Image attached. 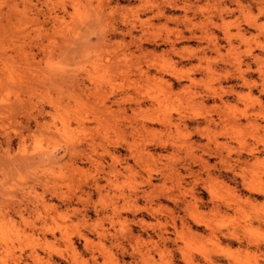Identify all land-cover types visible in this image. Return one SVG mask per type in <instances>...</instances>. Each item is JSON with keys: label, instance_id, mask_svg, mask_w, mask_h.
<instances>
[{"label": "rangeland", "instance_id": "1", "mask_svg": "<svg viewBox=\"0 0 264 264\" xmlns=\"http://www.w3.org/2000/svg\"><path fill=\"white\" fill-rule=\"evenodd\" d=\"M223 1L226 0L196 2L201 9L194 20L197 35L210 33L209 20L221 22L217 17L203 19L220 10ZM242 3L245 5L241 12L221 14L227 25L225 31L236 34V25L246 19H256L264 31V16L257 15L256 2ZM138 6V0H0V264H185L183 252L186 258H193L191 264H209L206 256L215 257L216 264H264L263 200L244 201L248 193L234 166L240 154L248 162L246 169L242 166L246 181L264 187V109L256 102L259 93H249L237 75L239 68H245L248 51L254 47L252 34L247 32L243 38L232 35V44L227 46L222 37L224 29L215 31L221 51L208 53L200 63L177 62L179 56L172 54L153 59L157 64L172 63L185 72L200 66L188 90L180 91L186 83L169 89L160 82L147 83L134 72L137 64L145 68L149 59L138 60L126 48L116 46L110 48L121 50L119 65L108 59L104 43L107 39L115 41L110 36L115 26L135 22L138 31L156 37L159 43L173 39L179 29L184 30L182 25L162 19L165 17L138 11ZM164 7L169 18L183 14L167 4ZM204 44L182 41L177 47L186 57ZM153 48L151 43L144 46L147 51ZM163 48L164 45L157 51ZM226 71L232 74L229 81L223 77ZM230 87L240 99L226 97L224 92ZM213 92L234 106L225 112L231 124L226 129H222L223 124L217 127L209 141L190 139L183 129L155 126L158 131L153 134L140 129L148 116H167L175 122L180 113L195 111L218 119L221 111L214 110L209 98ZM150 99L153 106L149 105ZM242 114L249 116V121ZM232 119L240 122L234 125ZM159 141L172 146L151 149L153 156H147L149 144ZM126 143L137 154L135 160L129 159V166L122 160L115 163L110 156L114 152L124 158ZM208 149L216 156H206ZM73 152H82L91 161L75 167L70 157ZM49 153L58 159L54 164L46 160ZM195 155L207 159L209 167L192 165L196 172L189 177L181 166L191 163ZM231 165L234 170L227 169ZM113 167L122 172L110 177L114 184L101 193L91 190L94 180L105 184L102 177H107ZM149 173L159 191H167L179 200H192L188 192L192 181L200 184L195 189L199 192L201 183L209 180L215 185L219 213L212 211L204 194V203L191 201L188 213L162 202L161 211L157 209L153 217H143L142 225L133 224L124 207L134 189L146 188L143 183ZM45 179L54 191L43 190ZM189 213L211 222L217 238L210 239L207 231L203 234L210 240H204V235L201 239L192 232L195 228L191 233H186V226L180 228L183 215L192 223ZM172 222L180 237L177 247L167 244V253L158 244L156 233L162 227L172 232ZM232 231L239 241L224 236ZM81 234L89 237L87 245ZM254 242L260 244L261 251L255 249Z\"/></svg>", "mask_w": 264, "mask_h": 264}, {"label": "bare ground", "instance_id": "2", "mask_svg": "<svg viewBox=\"0 0 264 264\" xmlns=\"http://www.w3.org/2000/svg\"><path fill=\"white\" fill-rule=\"evenodd\" d=\"M138 1H139V6L137 7L138 11H140L142 13L149 12L152 14L153 17H165L162 19H165L166 21L174 22V23L178 24V26L182 25L184 27V30L179 29L176 32L173 39L166 38V39H163L161 43H159L155 40L156 37L155 38L147 37V35H145L143 32L138 31L137 24L135 22L123 23L122 26H119V25L115 26L112 29V31L110 30L111 31L110 36H111V38H114L115 41L113 43H111L112 41L109 42V39H107L108 42L105 41V43H104L105 46L108 48V50H106V51H108V54H107L109 57L108 59L114 61V63H116V64L118 63V65H119L120 56L122 53L121 50H122V48H126L130 53L129 55L130 56H136L135 58L138 60L139 59H149L145 63V68H142L141 66H139V64H137L135 66V70H134V72H137L138 76L140 78H142L145 82H147V83L148 82L149 83L150 82H154V83L160 82V83H163L164 86H166L169 89H172L174 85H182V83H186V84H183L182 88L180 89V91H185V90H188L190 88V85L194 81L192 76H194L198 72H200V66L199 65L193 66L190 70L188 69L185 72V71H181V70L177 69L175 67V65H173L172 63L168 62V64H157L153 61V59H155V58L159 59V57H165V56L172 54V55L177 56V57L179 56V59L177 60V62H181V60H188V62H191L192 60H197L200 63L203 59H205L207 57L208 53H210V52L219 53L221 51L222 45L219 42L218 37H217V33H215V31L224 29L222 37H223L225 43L227 44V46L232 44L231 43L232 35H234V36L236 35L240 38H243V36H245V34L248 32V33L252 34V41L254 40V42H253L254 47L248 51V56H247V59L245 61V68L243 70L241 68H239L237 75H238L239 81L241 82V86L247 87L249 93H253L254 91H257L259 93V97L257 98L256 102H257L260 109H264L263 108L264 107V99H263V97H264V31H263V27H262V25H260L258 23V21L256 19H246L244 21V23L236 25V28H235L236 34L232 33V35H231V33H229L228 31H225L226 30L225 28L227 25L225 26V22H224L225 20L221 17V14H224L227 12H233L235 10L236 11L239 10V12H241L243 5H245V4H243L244 2L242 3L243 0H226V1H223L221 3V5H222L221 9L218 10L219 12L216 11V13L211 15L210 17H205L203 19V21H205L206 19H209V18L211 19V18L217 17L221 20V22L215 23L214 21L209 20L212 30L210 29V33L203 34V36L201 34L197 35L195 33V29H196L197 24L194 23V20H196L197 19L196 17H198L197 12H199V11H197V10L199 9V7L196 6V2L198 0H193V1L181 0L180 4H178L179 0H177V1L176 0H161L160 3H158V0H138ZM207 1L208 0H206V2ZM244 1L246 2L247 0H244ZM251 2H254V3L256 2L255 4H257V7H258V14L257 15H259L262 18V16H264V0H260V1L249 0V3H251ZM164 4H167L168 6L174 8L175 10H181L183 12V14L181 15V12H180L179 15H181V16L173 17V18L167 17L166 16L167 8L164 7ZM246 5H247V3H246ZM246 7L247 8H245V9L250 10L248 8L249 6H246ZM199 10H201V9H199ZM248 13H249V11H248ZM136 17L139 18V16H136ZM260 17H257V18H260ZM248 18H251V17H248ZM254 18H256V17H254ZM135 32H138V34H136ZM186 33H188V35H186ZM127 39H128V41H127ZM182 41H197L199 44L205 42V44L200 45L198 47L197 51H195L191 54L189 53L188 56L184 57L182 55V54H184L182 49H179L177 47V45ZM150 43L153 45L154 48L151 51L145 50L144 49L145 44H150ZM162 45H164L165 48L161 49L160 52H158L157 48H159ZM113 46L120 47L121 50L116 52L115 50H112L110 48V47L113 48ZM131 46L134 47L133 51L130 50ZM111 50H112V52H111ZM135 53L136 54L138 53V55H136ZM101 54H103V53H101ZM101 54H99V55H101ZM23 56H24L23 59H25L26 56L24 53H23ZM169 60L170 59H168V61ZM208 70H210V69H208ZM223 77H224L225 81H229V78L232 77V74H231V72L226 71ZM188 83H189V85H188ZM213 93H215V92H213ZM224 94H226V97H230L233 95L238 97V92L234 89V87H230V89L227 91V93L224 92ZM209 98L214 102V105H213L215 107L214 110L217 109V110H219V112L221 111L218 114V119L213 118L211 116H208V117L202 116V114L197 113L195 111H192L188 115H184V114L180 113L175 122L171 119V117H167V116H163V117L148 116L146 119H144L141 122L140 129L146 133H152V134L154 132L158 131V129L156 130L155 126L159 127V129L164 128L166 130H171V128H174L175 130H180V129L182 130L183 129V130H185L184 133L186 132L187 136L190 139H192L193 137H196L198 139L206 138L208 140V138L210 137L209 135L211 133H215V129L217 127H221V125L223 124L224 128H222V127L221 128L226 129L225 127L227 125L231 124V122L228 120V117L225 114V112L232 110V108L234 106V105L230 104L229 100L228 101L225 100L221 94L217 95L215 93L214 95H210ZM137 105L140 106L141 105L140 102ZM149 105L153 106L152 99H150ZM242 115L246 121H249V118H250L249 116H247L245 114H242ZM233 119H232V121H233ZM236 119L233 121L234 125H235ZM237 122L239 123L240 121H237ZM237 122H236V124H237ZM202 124H204L203 127H201ZM225 131L226 130H224V132ZM182 133H183V131H182ZM223 134L226 135V133H223ZM125 146H126L125 147L126 154L124 155V158H120V155L118 156L114 152L111 153L110 156H111V159L113 161H115V163H116V161L120 162L122 160L124 162V164H127V166H129V163H128L129 159L135 160L137 158V154L135 153L134 148L130 144L126 143ZM169 146H172V143H168L167 141H159L156 143L155 142L151 143V144H149V148L148 147L146 148V155L149 157L153 156V154L151 153V149H153L154 151H156L157 149L166 150L167 147H169ZM249 152H250V150H249ZM214 153H215L214 151L212 152L210 150L204 152V154L210 158L216 156ZM190 155H192V153ZM196 155L194 157H192L191 163L181 166L183 168V170L186 172L187 176H189V177L194 176V174L196 172V171L194 172V170L192 169V165H197V166H200L201 168L209 167L207 159H204L202 156H196ZM250 155H251V157H254L252 152H250ZM45 156H46V160L48 161L49 164H54V162H57V160H58L56 158V156L52 153L46 154ZM70 157L72 158V165L75 167H77L78 165H80L86 161H89V160L91 161V157L85 156L82 152L70 153ZM246 161H243L241 159L240 154H238L234 160V166H236L239 169V172L237 173V175L241 178V180H242L241 183L244 186L245 191H247V193H248V195L246 194L247 197H245L244 201L252 202V201H256V199L259 198V199L263 200L262 203L264 204V187L263 186H261V187L256 186V185L246 181L244 168H242V166L244 165L243 167H245V169H246L247 163H248ZM249 165H250V163H249ZM127 166H124V167L122 166V167L124 170H127L128 169ZM232 166L233 165L229 166L227 169H231ZM213 167H214V165H213ZM75 169H77V168H75ZM232 170H234L233 167H232ZM120 173H122L121 170L113 167V170L107 175V177H102V179L104 178V180H105V184L101 185L99 183V181L94 180L93 184L91 185V190H93L97 193H101L103 190H106L110 185L114 184L113 183L114 181L111 180L110 177H116V176L120 175ZM178 173L180 174V172H178ZM220 182H222V181H220ZM220 182H219V184H220ZM222 183H224V182H222ZM143 184L145 185L146 188L145 189L141 188V190L134 189L130 193V195L128 196L129 198H128L127 206L124 207L125 211L130 213L132 216L131 222L133 224H136V225H142L143 223H145V219L143 217H153L155 212H158L157 209H159V211H161L160 209L161 208L163 209V207H164L162 202H164V203L169 202L175 208H180L183 213L184 212L188 213L189 212L188 210L192 205L191 201H194V203H197V202L200 203L201 202V204H203L204 203L203 202V195L206 194L209 198L211 205H212L211 208H212L213 212L219 213L220 208H221V205L218 204V202L216 203L217 197H216V192L214 191L215 185L212 182H210L209 180H206V181L204 180V182L201 183L202 191H199V192H197L195 189L200 184L196 180L191 182L192 186L190 187L191 184L189 185V187L191 189H189L190 191H188L190 193V196L192 197L191 201H189L190 197L188 198L189 200H186V199L179 200L178 198H175L172 194L167 193V191L166 192L159 191V189L153 184L152 173L148 174V176H147V178ZM42 185H43L44 191L45 190L54 191V187H50L49 182L46 179L42 181ZM220 187H221V185H220ZM220 187H217V188H220ZM225 187H228V186H225ZM217 188H215V190H217ZM231 188H232V186H231ZM225 192H226V190H225ZM237 193H238V191H237ZM232 195L234 196L235 192ZM239 199H241V198L239 197ZM140 203H143V204L140 205ZM194 203H193V206H195ZM263 204H262V206H263ZM223 205H224V203H223ZM232 205H235V204H232ZM251 205H253V204H251ZM225 206H226V208H228V206H230V205H225ZM234 207H231V208L234 209ZM191 209H192V207H191ZM209 210H211V209H209ZM209 210H208V212H209ZM165 211H168L167 208ZM169 211H171V209H169ZM195 211L199 212L197 210H195ZM85 213H86V210H83V212H82L83 217H85ZM138 215H141L142 218H138L137 217ZM179 215H178V217H179ZM190 215H191L190 217L192 218L191 219L192 223L186 221L185 215L180 217L181 223H182V225H180V228H181V226H186L184 228V230L186 228L189 230L188 232L186 231V233H189V232L191 233V230H193L195 228L192 232H194V234L199 235V237L201 236V234L204 235L207 233V231H210V236L208 235L209 232L207 234L208 237H210V239L212 238L214 240L217 238V236L215 235V232L212 230L214 228L211 229V227H210L211 222L210 223H209V221L206 222V221L202 220L203 218L200 219L199 216H196L198 214H196V215L190 214ZM219 215L220 214H218L217 216H219ZM212 216H213V214H212ZM178 221H179V219H178ZM175 225H176L175 223L172 224V229H173L172 232H170L168 230V228L162 227V229L158 233H156V238H157L158 244H160L164 248L162 250H164V251L166 250L167 253H169V250H167V244L171 243L172 246L173 245L176 247L178 246L176 244V242H177V239H179L180 234L177 232ZM178 230H179V227H178ZM232 230H234V229H232ZM235 232L232 231V232L225 233L224 236L239 241V236ZM172 233L175 235L174 238L170 237V234L172 235ZM197 235H196V237H198ZM204 236H203L204 240H205V238H206V240H210L206 236L205 237ZM80 237L84 240V243L86 245L90 241L89 237L85 234H81ZM203 238H201V239H203ZM153 244L155 247L156 243L153 242ZM253 244H254L253 246L255 247V249L258 250V252L262 250L259 243L254 242ZM152 249H154V248H152ZM181 251H183V250L181 249ZM170 252H171V250H170ZM261 252L264 253V251H261ZM184 253L185 252L182 253L181 259L183 260V262H185V264H191V259H193V258L191 256H190L191 259L186 258L185 257L186 255H184ZM262 256L264 259V255H262ZM205 258L209 264H216L217 259L215 257L212 258L210 256H206Z\"/></svg>", "mask_w": 264, "mask_h": 264}]
</instances>
